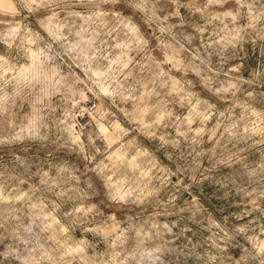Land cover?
I'll return each mask as SVG.
<instances>
[{
	"label": "rangeland",
	"instance_id": "374dc122",
	"mask_svg": "<svg viewBox=\"0 0 264 264\" xmlns=\"http://www.w3.org/2000/svg\"><path fill=\"white\" fill-rule=\"evenodd\" d=\"M0 264H264V0H0Z\"/></svg>",
	"mask_w": 264,
	"mask_h": 264
}]
</instances>
